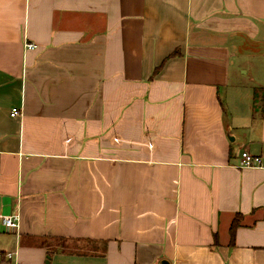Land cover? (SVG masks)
Listing matches in <instances>:
<instances>
[{
  "label": "crops",
  "instance_id": "0c3cea01",
  "mask_svg": "<svg viewBox=\"0 0 264 264\" xmlns=\"http://www.w3.org/2000/svg\"><path fill=\"white\" fill-rule=\"evenodd\" d=\"M263 41L264 0H0L8 264H264Z\"/></svg>",
  "mask_w": 264,
  "mask_h": 264
},
{
  "label": "built area",
  "instance_id": "2783aa9c",
  "mask_svg": "<svg viewBox=\"0 0 264 264\" xmlns=\"http://www.w3.org/2000/svg\"><path fill=\"white\" fill-rule=\"evenodd\" d=\"M27 49H35L37 47L36 43L27 41L25 43ZM20 114L19 107H13L11 110V117H16ZM262 165V158L259 155L251 154L248 151H243L242 159L240 162L241 167H259ZM20 216L19 214L6 216L2 223L7 230H14L19 227ZM13 258V253L11 252H0V263L3 259L11 260Z\"/></svg>",
  "mask_w": 264,
  "mask_h": 264
},
{
  "label": "rangeland",
  "instance_id": "374dc122",
  "mask_svg": "<svg viewBox=\"0 0 264 264\" xmlns=\"http://www.w3.org/2000/svg\"><path fill=\"white\" fill-rule=\"evenodd\" d=\"M261 47L263 48V58H259V57L256 58L255 57L253 60H251L252 63H251V61H246L245 62V64L246 63L247 64L244 65L243 70L244 71L247 70V69L249 70V73L248 74H244L243 77H242L245 82L253 81L255 79V76L259 77V75H261V71H262L261 68L263 67V69H264V41L261 44ZM253 73L255 74V76H254ZM255 89H257V91H258V88H255ZM1 235H3V233H0V239H1Z\"/></svg>",
  "mask_w": 264,
  "mask_h": 264
},
{
  "label": "trees",
  "instance_id": "16d2710c",
  "mask_svg": "<svg viewBox=\"0 0 264 264\" xmlns=\"http://www.w3.org/2000/svg\"><path fill=\"white\" fill-rule=\"evenodd\" d=\"M173 55H174V54H173ZM157 70H158V69H157ZM240 217H241L240 214L237 215V216L234 218V220H233V222H232V224H231L230 232H231V238H232V241L234 240V235H235L236 229H237V227H238L239 224H240ZM8 261H9V260L3 259L2 262H1L0 264H2V263H4V264H8Z\"/></svg>",
  "mask_w": 264,
  "mask_h": 264
},
{
  "label": "water",
  "instance_id": "95a60500",
  "mask_svg": "<svg viewBox=\"0 0 264 264\" xmlns=\"http://www.w3.org/2000/svg\"><path fill=\"white\" fill-rule=\"evenodd\" d=\"M2 264H4V263H2ZM160 264H171V263L168 260L164 259L161 261Z\"/></svg>",
  "mask_w": 264,
  "mask_h": 264
}]
</instances>
